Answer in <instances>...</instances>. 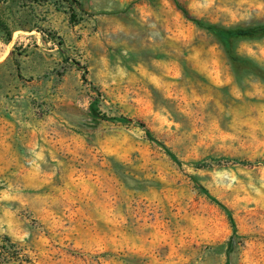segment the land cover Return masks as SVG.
Instances as JSON below:
<instances>
[{
    "label": "rangeland",
    "instance_id": "rangeland-1",
    "mask_svg": "<svg viewBox=\"0 0 264 264\" xmlns=\"http://www.w3.org/2000/svg\"><path fill=\"white\" fill-rule=\"evenodd\" d=\"M76 1L0 0V264H264V77L182 11L264 0Z\"/></svg>",
    "mask_w": 264,
    "mask_h": 264
},
{
    "label": "trees",
    "instance_id": "trees-1",
    "mask_svg": "<svg viewBox=\"0 0 264 264\" xmlns=\"http://www.w3.org/2000/svg\"><path fill=\"white\" fill-rule=\"evenodd\" d=\"M74 2H77L74 0ZM184 14L187 16L188 19L194 21L200 28H203L213 34L215 38L218 40V42L224 47L225 51L227 52L228 57L230 60L235 64H245L247 67L254 69L258 71V73L261 75L263 74L264 77V68H262L257 62L253 61L251 58L241 56L237 53V42L240 40H248V39H258L264 37V23L262 24H256V25H250V26H224L220 24L215 23H206L200 19L192 17L189 12L185 9H182ZM12 37V29L9 27V25L5 22L0 21V38L6 39L7 41H10ZM77 64L78 68L80 70H83V79H86L87 70L84 69L83 66L80 65V63ZM95 103H91V111L95 114L97 117L101 118H107L105 114H102L98 109L95 108ZM114 119H117L116 117ZM123 120H128L125 117H121ZM143 128H145L147 136L160 144L166 151V153L176 162H180L178 157L174 154L173 151H171L166 145L163 143H160L151 133L149 129L146 128L144 123H140ZM194 180L197 184V186L200 188L202 192L207 194L210 198H212L215 202L220 204L222 208H224L227 213L229 214L230 220L233 225V231L236 232V226L233 220V217L229 211V209L219 202L215 197H213L208 189H206L196 177H194Z\"/></svg>",
    "mask_w": 264,
    "mask_h": 264
}]
</instances>
